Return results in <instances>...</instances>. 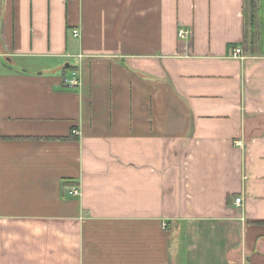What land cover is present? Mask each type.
I'll return each mask as SVG.
<instances>
[{
    "label": "crops",
    "instance_id": "obj_1",
    "mask_svg": "<svg viewBox=\"0 0 264 264\" xmlns=\"http://www.w3.org/2000/svg\"><path fill=\"white\" fill-rule=\"evenodd\" d=\"M245 3L0 0V264H264Z\"/></svg>",
    "mask_w": 264,
    "mask_h": 264
},
{
    "label": "trees",
    "instance_id": "obj_2",
    "mask_svg": "<svg viewBox=\"0 0 264 264\" xmlns=\"http://www.w3.org/2000/svg\"><path fill=\"white\" fill-rule=\"evenodd\" d=\"M247 1L249 2V6H250V18L248 19L249 28H250V34H249L250 36H249L247 42H249V48L251 50V53H256L262 47L261 42L263 41V37H264V35L262 33H260L259 35L253 34V32L256 28L255 27L256 26V18L258 16L261 17V13L259 11L260 9L257 11V8L255 7L256 0H246L245 7L247 5ZM256 11H257V13H256ZM245 14L247 16V10L246 9H245ZM66 70L67 69H65V71ZM73 70H71V72L75 73L76 70L75 71H73Z\"/></svg>",
    "mask_w": 264,
    "mask_h": 264
},
{
    "label": "built area",
    "instance_id": "obj_3",
    "mask_svg": "<svg viewBox=\"0 0 264 264\" xmlns=\"http://www.w3.org/2000/svg\"><path fill=\"white\" fill-rule=\"evenodd\" d=\"M72 33H73V36L76 37V38H78L80 36V31L78 29H74ZM178 35H179L180 38H184V37H187V36H192V31L191 30L189 31V30L181 29L179 31ZM233 56L235 58L243 59L244 58V52H243V50L241 48H236V49L233 50ZM71 83H73L75 85L78 84L76 81H72ZM72 134L74 136H79L80 132L77 131V130H74L72 132ZM237 145H239V146L242 145V142L241 141L237 142ZM80 193L81 192H80L79 188L76 187V186H72V187L69 188V195H71V196H79ZM241 201H242L241 197L236 198L235 199V204L240 205ZM162 227H163V229H167L168 225L165 223V224H163Z\"/></svg>",
    "mask_w": 264,
    "mask_h": 264
},
{
    "label": "rangeland",
    "instance_id": "obj_4",
    "mask_svg": "<svg viewBox=\"0 0 264 264\" xmlns=\"http://www.w3.org/2000/svg\"><path fill=\"white\" fill-rule=\"evenodd\" d=\"M255 7L257 8V11L259 10L261 13V17H257L256 18V28L253 32L254 35H259L260 33H262L264 35V0H256L255 2ZM245 9L247 10V22L248 19L250 18V6H249V2L247 1V5L245 7ZM256 11V13H257ZM249 25V23H248ZM250 36V35H249ZM248 36H247V40H248Z\"/></svg>",
    "mask_w": 264,
    "mask_h": 264
}]
</instances>
